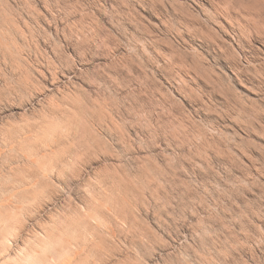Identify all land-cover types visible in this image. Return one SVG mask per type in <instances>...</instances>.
<instances>
[{
  "label": "rangeland",
  "instance_id": "obj_1",
  "mask_svg": "<svg viewBox=\"0 0 264 264\" xmlns=\"http://www.w3.org/2000/svg\"><path fill=\"white\" fill-rule=\"evenodd\" d=\"M0 264H264V0H0Z\"/></svg>",
  "mask_w": 264,
  "mask_h": 264
}]
</instances>
